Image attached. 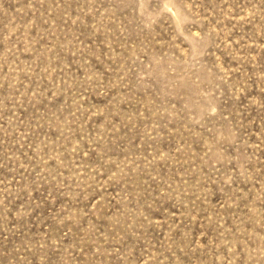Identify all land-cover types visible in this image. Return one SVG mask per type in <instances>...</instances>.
Segmentation results:
<instances>
[{"label":"rangeland","instance_id":"obj_1","mask_svg":"<svg viewBox=\"0 0 264 264\" xmlns=\"http://www.w3.org/2000/svg\"><path fill=\"white\" fill-rule=\"evenodd\" d=\"M0 264H264V0H0Z\"/></svg>","mask_w":264,"mask_h":264}]
</instances>
